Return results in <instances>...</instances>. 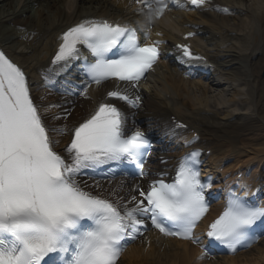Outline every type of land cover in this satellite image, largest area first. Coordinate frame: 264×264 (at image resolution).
<instances>
[{"label":"snow or ice","instance_id":"obj_1","mask_svg":"<svg viewBox=\"0 0 264 264\" xmlns=\"http://www.w3.org/2000/svg\"><path fill=\"white\" fill-rule=\"evenodd\" d=\"M135 3L142 5L137 12L147 22L162 17L168 8L165 0ZM207 3L191 0L194 6ZM60 40L51 66L66 69L81 58L80 46L92 57L84 60L88 83L83 88L66 87L64 91L71 94L86 96L90 84L108 80L127 82L135 90L160 56L159 41L141 45L135 28L108 20H84L68 28ZM177 47L183 57L203 59L194 56L188 45ZM54 83L45 75L46 87ZM107 97L130 108L140 102L139 95L126 90L109 91ZM128 125V116L111 103H100L71 129L47 125L25 73L0 51V264H117L126 247L122 242L143 235L144 217L164 236L201 243L195 229L209 211L204 193L212 180L201 179L199 150L177 161L171 182L160 178L146 187L136 185V194L130 192L128 199L109 189V196L115 197L110 199L96 191L99 182L90 185L79 179L97 170L114 177L124 164L133 165L141 177L148 175L143 168L150 140L140 128ZM51 133H70L63 153L55 150L59 141ZM258 222L264 223V205L251 204L231 191L224 211L208 225L206 234L235 253L238 246L254 241L249 230Z\"/></svg>","mask_w":264,"mask_h":264},{"label":"bare ground","instance_id":"obj_2","mask_svg":"<svg viewBox=\"0 0 264 264\" xmlns=\"http://www.w3.org/2000/svg\"><path fill=\"white\" fill-rule=\"evenodd\" d=\"M211 3L236 14L230 17L209 9L178 8L147 22L137 12L139 7L133 0H0V45L25 70L33 90L44 84L45 75L55 82L43 95L40 92L34 98L47 125L57 129L67 125L71 129L107 98L110 88L123 84L142 99L138 108L125 109L129 120L145 115L159 121L183 138V147L199 144L205 150L210 149L212 169H220L222 165L223 169H243L244 175L250 170V178L242 177L238 184L255 187L259 168L264 174V75L261 72L264 0H212ZM92 17L123 21L137 18L142 26L151 24L149 36L166 39L169 59L159 61L155 71L140 81L135 90L128 83L110 80L90 85L86 96L65 93L62 83L68 84V78L76 76L75 61L62 69L61 65L51 66V60L61 43V35ZM190 30L202 34L190 39L203 58L195 61L201 68L197 78L184 75L189 66L178 60L175 46L176 42L185 40L183 34ZM203 74H213L216 81L203 80ZM66 113L70 115L64 119ZM54 116L61 119H52ZM172 117L183 120L186 128L176 126ZM50 135L59 141L55 147L62 150L67 147L65 142L70 133ZM165 153L171 155L170 151ZM171 162L172 159L165 165ZM249 163L255 165V171L249 168ZM79 179L90 185L99 182L101 188L96 191L111 199L115 197L109 196V189H116L119 196L128 199L130 192L136 194L133 191L136 185L144 184L142 179L126 177ZM227 181L231 182V177ZM121 256L117 264H264V238L234 255L209 256L189 240L164 236L150 229ZM202 256L205 258L201 259Z\"/></svg>","mask_w":264,"mask_h":264},{"label":"rangeland","instance_id":"obj_3","mask_svg":"<svg viewBox=\"0 0 264 264\" xmlns=\"http://www.w3.org/2000/svg\"><path fill=\"white\" fill-rule=\"evenodd\" d=\"M262 72V74H263V72H264V69L261 71ZM44 89H47V88H44ZM42 93V95L44 94V92L42 91L41 92ZM258 130V129H257ZM258 132H260V131H258ZM262 132V131H261Z\"/></svg>","mask_w":264,"mask_h":264}]
</instances>
